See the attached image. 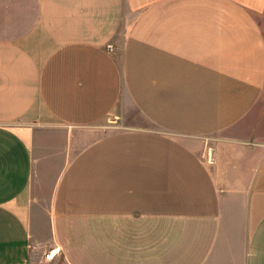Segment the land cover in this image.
<instances>
[{
    "label": "crops",
    "instance_id": "0c3cea01",
    "mask_svg": "<svg viewBox=\"0 0 264 264\" xmlns=\"http://www.w3.org/2000/svg\"><path fill=\"white\" fill-rule=\"evenodd\" d=\"M0 264H264V0H0Z\"/></svg>",
    "mask_w": 264,
    "mask_h": 264
},
{
    "label": "built area",
    "instance_id": "2783aa9c",
    "mask_svg": "<svg viewBox=\"0 0 264 264\" xmlns=\"http://www.w3.org/2000/svg\"><path fill=\"white\" fill-rule=\"evenodd\" d=\"M56 249H51L49 250L46 254H45V257L47 259H52L54 257V255L56 254Z\"/></svg>",
    "mask_w": 264,
    "mask_h": 264
},
{
    "label": "rangeland",
    "instance_id": "374dc122",
    "mask_svg": "<svg viewBox=\"0 0 264 264\" xmlns=\"http://www.w3.org/2000/svg\"><path fill=\"white\" fill-rule=\"evenodd\" d=\"M112 120V119H111ZM110 122V120L108 121V123Z\"/></svg>",
    "mask_w": 264,
    "mask_h": 264
}]
</instances>
